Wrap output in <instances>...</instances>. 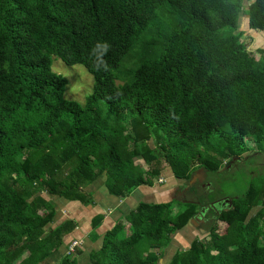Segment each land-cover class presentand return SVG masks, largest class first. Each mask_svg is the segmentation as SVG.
Segmentation results:
<instances>
[{
    "label": "trees",
    "instance_id": "16d2710c",
    "mask_svg": "<svg viewBox=\"0 0 264 264\" xmlns=\"http://www.w3.org/2000/svg\"><path fill=\"white\" fill-rule=\"evenodd\" d=\"M247 1L0 0V264H51L76 239L77 220L55 223L48 195L93 203L85 188L105 176L109 193L125 198L166 165L192 194L199 168L218 172L264 150V49H249L239 30L248 15L264 31V0ZM54 55L93 75L84 104L65 97ZM260 181L218 213L224 231L211 226L166 264H264ZM208 191L140 201L89 264H158L172 235L213 200ZM61 264L78 262L65 253Z\"/></svg>",
    "mask_w": 264,
    "mask_h": 264
},
{
    "label": "rangeland",
    "instance_id": "374dc122",
    "mask_svg": "<svg viewBox=\"0 0 264 264\" xmlns=\"http://www.w3.org/2000/svg\"><path fill=\"white\" fill-rule=\"evenodd\" d=\"M247 3L248 1L246 0V4ZM239 30L244 32L243 40L249 49L253 51L258 48L264 49V31L257 30L259 32H254L253 30H249L246 27L244 15L241 17ZM52 59V69L55 72L63 75L68 80V84L66 85L65 89V97L68 99L77 100L78 102L84 104L87 97L93 92L95 84L93 75L83 64L77 63L68 65L63 62L61 58L55 55L52 56ZM129 60L130 58L124 62V66L122 67L123 70L127 68L126 65ZM149 142L152 144V146L154 145L153 140H150ZM250 145H255V143L250 141ZM253 149L254 147L245 153L248 157H246L244 160L235 158L226 160L224 162V167H222L218 172H204V179L207 180L208 183L207 186L212 188V191L208 192H210L209 195L213 199H218L221 197H226L229 199L230 197L233 198L234 196L245 193L252 182L258 180L264 181V150H259L258 147L254 150ZM142 161L143 160H137V163ZM259 163L263 164V166L258 165ZM142 164L145 163L142 162ZM161 164L166 163L162 161ZM192 185L197 186L194 187L193 193L190 194L189 188L183 189L182 181L175 179L173 174L170 173L169 166L166 165L164 168H162L161 176L151 187L152 189L147 188V186L150 185H146V201L162 202L173 200L175 198L180 200L194 199L197 197L196 195H201L203 187L200 184H196V182H194ZM205 195V193H202L203 197H205ZM48 197L59 208L55 219V223H58L61 219H63L62 209L60 208L64 207L66 201L56 196L48 195ZM80 199L83 201L86 200V198L82 195L80 196ZM225 209H227V206ZM255 209L252 210L251 214L255 211ZM217 215L218 214L213 215L212 213H209L206 219L202 218L201 220H194V222H190L182 229L177 230L172 235L171 243L165 249L164 256L159 260L158 264H166L177 249L188 248L192 241L197 237H207L211 226H217L220 231H224L225 224L221 221H216ZM125 230L127 233L130 232V228H126ZM71 239L72 238H70V240ZM74 240L75 239L72 241ZM67 249L68 247H66V245L61 246L59 250L52 253L47 260L51 264H61V258L67 252ZM83 250L82 243L80 242V244L75 248V251L70 254V256L73 258V260L76 259V256L83 257ZM87 259L88 262L85 264H89L90 257H87Z\"/></svg>",
    "mask_w": 264,
    "mask_h": 264
},
{
    "label": "crops",
    "instance_id": "0c3cea01",
    "mask_svg": "<svg viewBox=\"0 0 264 264\" xmlns=\"http://www.w3.org/2000/svg\"><path fill=\"white\" fill-rule=\"evenodd\" d=\"M105 179V176H101L86 186L85 190L91 193L93 203H85L81 199L65 200L64 207L60 208L63 214V219L60 221L65 218H75L77 220L74 236L82 243V248L84 249L82 252L83 257L76 256L78 264L88 262L87 257H89L90 252L100 248L104 233L114 227L116 222L123 218L131 209L135 208L140 201H146V184L139 186L131 195L120 198L109 193L105 185ZM152 186H147V188ZM99 213L103 214V221L94 230L92 219ZM93 231H96L99 237L94 238L92 236Z\"/></svg>",
    "mask_w": 264,
    "mask_h": 264
},
{
    "label": "flooded vegetation",
    "instance_id": "af4514ba",
    "mask_svg": "<svg viewBox=\"0 0 264 264\" xmlns=\"http://www.w3.org/2000/svg\"><path fill=\"white\" fill-rule=\"evenodd\" d=\"M246 157H248V156L244 153V155L242 156L241 159L244 160V159H246ZM258 165L263 166V164H260V163ZM196 183L200 184L203 188H208V186H207L208 183H207V180H205V179L203 181H200L197 178ZM183 189H187V188L185 187ZM226 206H227V209L232 206V200L231 199L226 198V197L213 199L210 202V204L202 206L200 211L196 214V216L194 218H195V220H201L202 218L206 219L208 217L209 213H212L213 215L214 214L216 215L222 209H225ZM191 222H193V221L191 220Z\"/></svg>",
    "mask_w": 264,
    "mask_h": 264
},
{
    "label": "water",
    "instance_id": "95a60500",
    "mask_svg": "<svg viewBox=\"0 0 264 264\" xmlns=\"http://www.w3.org/2000/svg\"><path fill=\"white\" fill-rule=\"evenodd\" d=\"M244 16H245L246 27H247L249 30H253L254 32H259V31H257V30L251 29V28L249 27V17H248V15H244ZM204 172H206L204 168H199V169L196 171V173L192 176L191 180L189 181V184L192 185L194 182H196L197 178H198L200 181H203L204 178H205V176H204ZM170 173L172 174L171 171H170ZM154 181L157 182L158 179L155 178ZM180 192H181V191H180ZM177 193H178V192H177ZM177 193H175V194H177ZM169 201H170V200H169ZM150 202H151V201H150ZM155 202H157V201H155ZM162 202H167V201H162ZM194 220H195V218L192 219L193 222H194Z\"/></svg>",
    "mask_w": 264,
    "mask_h": 264
},
{
    "label": "built area",
    "instance_id": "2783aa9c",
    "mask_svg": "<svg viewBox=\"0 0 264 264\" xmlns=\"http://www.w3.org/2000/svg\"><path fill=\"white\" fill-rule=\"evenodd\" d=\"M80 244V242L75 239L74 241H71V243L68 246L67 252L68 254H72L75 251V248Z\"/></svg>",
    "mask_w": 264,
    "mask_h": 264
},
{
    "label": "clouds",
    "instance_id": "9594fccd",
    "mask_svg": "<svg viewBox=\"0 0 264 264\" xmlns=\"http://www.w3.org/2000/svg\"><path fill=\"white\" fill-rule=\"evenodd\" d=\"M100 47V45H97V48H99ZM108 47H109V45L107 44V43H105L104 45H103V49L106 51L107 49H108Z\"/></svg>",
    "mask_w": 264,
    "mask_h": 264
}]
</instances>
